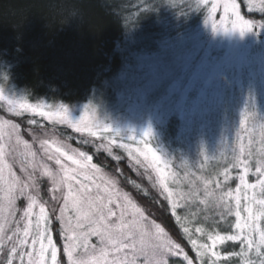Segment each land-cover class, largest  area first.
I'll list each match as a JSON object with an SVG mask.
<instances>
[{"label":"snow or ice","instance_id":"6c2138e0","mask_svg":"<svg viewBox=\"0 0 264 264\" xmlns=\"http://www.w3.org/2000/svg\"><path fill=\"white\" fill-rule=\"evenodd\" d=\"M202 6L208 9L205 23L211 21L214 32L244 35L257 28L264 30V20L242 15L238 0H197V7ZM247 6L249 11L258 9L264 13V0H248ZM218 10H222V15L217 23L214 17ZM5 101L8 111L17 116L31 113L82 135L95 138L98 136L95 129L102 127L95 109L89 117V105L84 106L81 116L73 119L64 104L52 111L44 110L52 106L42 102L33 104L11 97ZM35 123L29 120V124ZM18 127L10 121L0 122V254H3L0 264H5V260L6 264H13L14 260L18 264H60L52 234L53 220L59 222L68 264H141L139 257L144 258L142 264H169L170 256L182 257L187 264H197V261L218 264L225 255L243 256L244 264H264V117H258L255 110L247 107L242 110L235 146L222 141L219 158L223 166L215 175H197L192 171L197 166L182 159L180 166L186 170L181 176L172 168V160L148 141L135 150L128 144L116 145L128 151L133 167L138 165L145 174L149 170L155 174L148 175V179L153 181V187L160 188V195L171 204L173 215L178 208L203 205L199 210L202 220L211 221L212 230L197 226L195 233L206 237L207 243L193 239L190 229L183 227L181 217L176 215L195 250V257L160 224L150 220L129 193L117 187L114 177L92 163L91 155L73 147L68 142L71 137L39 140L34 136V141L39 140V148L33 150V145L21 138ZM111 131L120 135L118 129L111 128ZM42 134L50 135L43 130ZM150 136L151 129L145 130L143 137ZM82 143L88 144L89 140L84 139ZM113 143H101L97 148L111 154ZM257 143L261 147L257 148ZM202 158L210 157L202 152ZM16 164L21 175L14 171ZM203 168L204 164L200 163L198 171ZM249 176L255 180L249 181ZM40 177H47L52 185L53 195L48 201L40 199ZM230 180L238 181L235 188L228 186ZM23 201L26 204L22 205ZM192 215L197 218L196 213ZM233 215L235 222L231 223L229 217ZM226 224L234 231L221 232L219 228ZM226 242H239L241 250L227 254L217 251L218 245ZM249 253H254L255 259Z\"/></svg>","mask_w":264,"mask_h":264},{"label":"rangeland","instance_id":"374dc122","mask_svg":"<svg viewBox=\"0 0 264 264\" xmlns=\"http://www.w3.org/2000/svg\"><path fill=\"white\" fill-rule=\"evenodd\" d=\"M238 2L241 4V13L245 18L252 19L248 15L255 13L262 15L259 20H264V13L258 9L249 11L248 0H238ZM207 15L208 11L204 20L186 33L160 42L156 50L131 55L119 72L96 88L86 101L67 106L71 117L77 119L83 114L84 106L89 105V117L92 116L91 110L95 109V114L102 125L101 128L95 129L98 136L94 138L57 124L77 134L78 137L72 139L79 140V143L86 147L77 146L72 139L68 142L85 152L91 145L97 153L111 158H114L120 150L126 155L127 167L152 186L153 181L148 179V175L154 177L155 174L151 170L145 174V170L138 165L133 167L128 151L116 145L128 144L135 150L137 147H143L144 141H148L150 146L157 148L165 158L172 160V168L181 176L186 170L180 166L182 159H187L190 164L197 166L192 169L197 175H215L216 172L221 171L223 166V161L219 158L221 143L227 141L233 146L238 143L235 133L242 110L247 107L249 110H255L258 117H264V30L257 28L256 31L246 32L244 35L239 32H213L211 21L205 23ZM221 15L222 10H218L214 17L217 23ZM0 88L7 97L26 100L24 94L17 90L1 72ZM42 103L48 105L46 102ZM58 105L44 110L54 111ZM13 116L26 118L27 126L24 130L18 127V131L22 139L33 145V150L39 148V140H49L53 136L60 140L68 139L48 128L47 126L53 124L43 117L31 113L17 116L14 112L8 111L5 100H0V122L10 121L16 124L11 119ZM29 120H35L36 123L29 124ZM44 122L48 124L46 127L43 126ZM111 128L118 129L120 135L113 133ZM148 129H151V136L143 137V133ZM42 130L50 135H43ZM4 134L7 135L6 130ZM34 136H38L39 140L34 141ZM84 139L89 140V143L83 144ZM110 141H115L111 145V154L97 148V145L108 144ZM256 147L259 148L261 145L257 143ZM202 152L210 158L203 160ZM92 163L95 161L92 160ZM200 163L204 164V168L198 171ZM95 164L114 177L118 181L117 187L129 193L132 200L141 207L124 186L129 184V178L120 177L124 174L120 166H114L115 171L120 175L118 176L102 165ZM14 171L17 175H21L18 164L14 165ZM235 174L234 170L233 175ZM248 179L254 181L255 177L249 176ZM131 182L133 186L138 185L133 180ZM237 182L230 180L228 186L235 188ZM40 187V199L50 200L53 195L50 191L52 185L47 177H40ZM157 189L161 191L159 187ZM167 202L172 211L171 204L168 200ZM21 204H26V201ZM202 208L203 205L193 206L190 209L178 208L176 215H179L183 225L190 229L193 239L207 243L206 237L195 233L197 226L204 227L207 231L212 230L209 227L211 221L202 220V213L199 211ZM193 213L197 214V218H193ZM176 215H174L175 219ZM229 220L234 223V215L229 217ZM53 223L58 226L60 247L56 243ZM160 226L171 237L161 224ZM229 227L230 224L222 225L219 230ZM59 229V222L53 220L52 234L58 249V261L60 264H68ZM92 242H96L95 238ZM0 258H3V254H0ZM83 258L88 259V257ZM108 258L111 260L112 256L109 255ZM138 259L142 264L144 258ZM13 264H18V261L14 260ZM169 264H187V262L183 261L182 257L170 256Z\"/></svg>","mask_w":264,"mask_h":264},{"label":"trees","instance_id":"16d2710c","mask_svg":"<svg viewBox=\"0 0 264 264\" xmlns=\"http://www.w3.org/2000/svg\"><path fill=\"white\" fill-rule=\"evenodd\" d=\"M207 11L197 7V0H0V72L29 103L77 105L118 73L131 55L152 52L160 42L186 33L204 20ZM248 16L262 18L255 13ZM11 119L21 130L27 126L25 117ZM47 127L64 137H78L63 126ZM72 142L86 147L79 140ZM86 151L118 176L114 166H120L124 173L120 177L129 178L124 186L145 214L195 257L167 199L127 167L124 153L118 150L114 158L105 157L91 145ZM53 229L60 247L56 223ZM231 231V227L221 230ZM240 250L239 242L217 247L223 254ZM249 256L255 259L254 253ZM218 264H244V257L225 255Z\"/></svg>","mask_w":264,"mask_h":264},{"label":"clouds","instance_id":"9594fccd","mask_svg":"<svg viewBox=\"0 0 264 264\" xmlns=\"http://www.w3.org/2000/svg\"><path fill=\"white\" fill-rule=\"evenodd\" d=\"M213 31V30H212ZM214 32V31H213ZM0 99L7 100L8 97L4 95V91L2 88H0Z\"/></svg>","mask_w":264,"mask_h":264}]
</instances>
